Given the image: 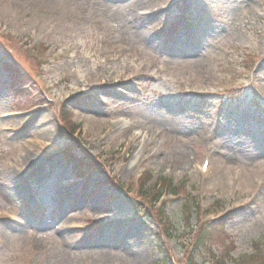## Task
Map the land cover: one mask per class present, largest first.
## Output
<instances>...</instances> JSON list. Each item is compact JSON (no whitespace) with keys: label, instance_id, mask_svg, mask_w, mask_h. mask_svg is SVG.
I'll return each instance as SVG.
<instances>
[{"label":"rangeland","instance_id":"rangeland-1","mask_svg":"<svg viewBox=\"0 0 264 264\" xmlns=\"http://www.w3.org/2000/svg\"><path fill=\"white\" fill-rule=\"evenodd\" d=\"M27 1L0 8V264H153L160 227L138 212L160 180L178 192L163 215L188 249L181 202L195 198L206 222L231 213L193 263L245 264L264 238V0ZM58 123L81 127L67 141L104 176L71 179Z\"/></svg>","mask_w":264,"mask_h":264},{"label":"trees","instance_id":"trees-1","mask_svg":"<svg viewBox=\"0 0 264 264\" xmlns=\"http://www.w3.org/2000/svg\"><path fill=\"white\" fill-rule=\"evenodd\" d=\"M9 70L12 72L11 75L13 77V80L18 84V85H23V83H25V77L23 75H21L18 70L16 68H11L9 66ZM63 113L66 114L65 109L63 110ZM76 156L71 154L70 160H74L76 161ZM163 185H165L166 187H170V182H167L165 184V182H162ZM164 186V187H165ZM163 188H161L159 190V193L161 192ZM158 193V194H159ZM157 194V196H158ZM143 198H147L148 195L145 192H142ZM157 196H155L154 198L156 199ZM153 198V199H154ZM154 199V200H155ZM151 200V199H150ZM152 201V200H151ZM181 207L183 208V212L182 214V221L186 222V225L189 227L190 221L192 218L196 217V214L198 215L199 213V208L196 204L195 199L193 198H186L183 202H181ZM158 217V222L160 223L163 233L166 237H170L171 235V230H172V225L170 223H168V221L161 216L160 214L157 215ZM231 219L230 214L227 215L226 217L222 218L221 220L217 221L216 223H204L202 225L199 226L196 236H195V240H194V245L193 248L194 250H205L207 252L210 253V247L212 244L214 243H218L221 242L222 238L221 237V226L224 223H228V221ZM254 245V249L256 252L250 254L249 256H247L245 264H264V254H263V248H264V238H263V242L259 243V242H253ZM157 249L158 252L162 253V258H160L159 260H156V263H167L168 261V257L165 256L164 251L165 248H161V245L158 244L157 245ZM213 259L216 260V263L218 264H228L227 262H225V258H223L222 260L217 259V257L213 256ZM219 260V261H218ZM241 262V258L240 259H235L233 264H243Z\"/></svg>","mask_w":264,"mask_h":264},{"label":"bare ground","instance_id":"bare-ground-1","mask_svg":"<svg viewBox=\"0 0 264 264\" xmlns=\"http://www.w3.org/2000/svg\"><path fill=\"white\" fill-rule=\"evenodd\" d=\"M26 1L27 0H0V8H8V9H11V10L12 9H15V10L21 9L22 10V8H23V10H24V9H26V8H24V7H26L25 5L28 3V1L27 2ZM108 2H112V1H108ZM17 7H19V8H17ZM39 11H45V8L44 7H40ZM93 123H95V122H93ZM99 125H100L99 121L95 123L96 127H98ZM145 131H147V129H145ZM52 175H54V174L52 173ZM59 195L60 194L58 193V196Z\"/></svg>","mask_w":264,"mask_h":264}]
</instances>
